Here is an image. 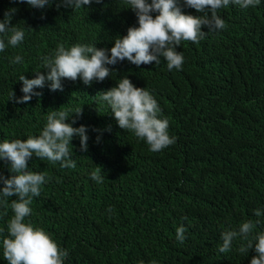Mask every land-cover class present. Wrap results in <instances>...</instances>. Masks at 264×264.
I'll return each mask as SVG.
<instances>
[{
    "label": "trees",
    "instance_id": "1",
    "mask_svg": "<svg viewBox=\"0 0 264 264\" xmlns=\"http://www.w3.org/2000/svg\"><path fill=\"white\" fill-rule=\"evenodd\" d=\"M178 6L183 14L204 15L183 0ZM129 8L126 0H93L74 10L62 0H50L43 9L0 0V22L7 13L10 26L25 30L15 47L7 44V33L0 34L6 44L0 51V143L39 136L52 110L68 112L66 123L75 119L72 126H85L89 137L86 152L79 137L71 141L74 169L33 154L28 170L44 172L46 183L25 222L67 250L64 264H250L257 253L254 247L240 252L247 245L242 238L228 252L219 248L224 230H238L249 219L260 221L252 236L264 232V0L246 9L230 0L218 9L226 28L202 27L208 33L199 43L181 41V70L170 71L163 57L159 64L139 67L125 59L107 65L112 73L102 82L65 79L63 91H52L46 81L33 89L42 95L31 101L9 100L11 91L17 99L24 95L21 75H47L42 58L60 44L110 50L117 36L139 26ZM17 55L22 63H12ZM124 77L156 99L174 144L150 151L144 140L122 130L107 103L96 97ZM77 109H82L79 117ZM96 166L102 168L103 184L90 178ZM11 175L10 162L0 160V176ZM3 199L0 264H8L3 239L14 214L11 200L18 197L6 198L7 205ZM180 226L187 229L183 243L176 239Z\"/></svg>",
    "mask_w": 264,
    "mask_h": 264
},
{
    "label": "clouds",
    "instance_id": "2",
    "mask_svg": "<svg viewBox=\"0 0 264 264\" xmlns=\"http://www.w3.org/2000/svg\"><path fill=\"white\" fill-rule=\"evenodd\" d=\"M33 8L43 9L50 0H19ZM93 0H62V3L74 9H80L90 5ZM100 3L101 0H95ZM127 4L138 19V27H130L127 35L114 40V46L110 49H97L95 45L76 44L66 48L63 44L57 46L54 53L45 56L43 69L47 70L45 76L41 72L36 73L35 79H27L25 75L19 77L23 87L21 98H16L11 91L10 99L15 103H27L33 96L42 95L34 92L35 88H43L46 81L50 83V90L63 91L62 80L76 81L78 78L85 85H90L94 80L102 82L110 76L112 70L107 65H116L125 59L139 67L152 62L160 63V57L167 61V67L181 70L184 57L177 51L181 41L199 43L209 31L226 28L225 21L217 15V10L229 5L230 0H183L186 7L195 9L197 13L204 15L193 16L183 14L179 0H126ZM241 8L258 6L260 0H231ZM208 10L211 15L209 16ZM152 13H158L153 18ZM11 25V16L5 14V19L0 22V34H8L7 44L13 47L21 43L25 37V30ZM206 27L208 32L202 31ZM6 44L0 38V51H4ZM110 51V55H109ZM23 57L17 55L12 63H22ZM100 102H106L110 107L112 116L122 130L132 132L135 137L144 140L150 151L159 152L175 143L176 138L170 137L167 118H160L161 109L148 90L137 88L127 77L122 78L117 86L97 94ZM75 115H82V109H77ZM66 111L52 110L47 115V122L39 136H29L26 140H4L0 143V160L10 162V178L0 176L3 188H0V198L7 205L13 196L17 200H11L10 207L14 213L8 222V237L3 239V257L8 264H64L68 257L67 250L61 249L51 236L42 228L34 227L26 223L25 218L31 213L30 205L34 197H39L41 186L46 183L45 174L28 170V161L33 157L47 159L51 162H59L62 168H75V160L72 159L73 149L71 141L73 137H79L80 150L87 151L85 126L73 127L76 123H66L69 119ZM99 142V137H97ZM90 178L99 183H104L102 168L96 166L91 172ZM112 210L109 209V212ZM7 215V211L3 213ZM254 215L260 217L261 210H254ZM255 223L249 219L239 225L238 230L226 229L221 233V253L228 252L232 248L233 241L240 237L247 242L246 247L241 246L240 252L255 249L257 253L251 259L250 264H264V232L252 236ZM187 229L177 227L176 239L181 243L185 240ZM251 237V239H250ZM255 241V243H253ZM142 264V262H141ZM156 264V261H152Z\"/></svg>",
    "mask_w": 264,
    "mask_h": 264
}]
</instances>
